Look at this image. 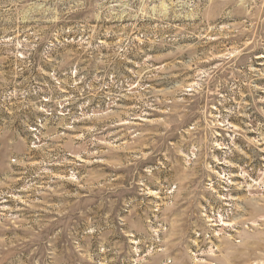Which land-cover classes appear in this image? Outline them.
I'll return each instance as SVG.
<instances>
[{
    "label": "rangeland",
    "instance_id": "1",
    "mask_svg": "<svg viewBox=\"0 0 264 264\" xmlns=\"http://www.w3.org/2000/svg\"><path fill=\"white\" fill-rule=\"evenodd\" d=\"M0 264H264V0H0Z\"/></svg>",
    "mask_w": 264,
    "mask_h": 264
}]
</instances>
